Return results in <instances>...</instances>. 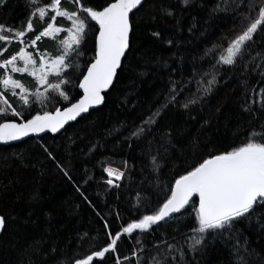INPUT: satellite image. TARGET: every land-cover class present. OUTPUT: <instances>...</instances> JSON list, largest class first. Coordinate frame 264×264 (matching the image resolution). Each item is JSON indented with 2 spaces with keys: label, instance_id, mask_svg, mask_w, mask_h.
I'll list each match as a JSON object with an SVG mask.
<instances>
[{
  "label": "trees",
  "instance_id": "obj_1",
  "mask_svg": "<svg viewBox=\"0 0 264 264\" xmlns=\"http://www.w3.org/2000/svg\"><path fill=\"white\" fill-rule=\"evenodd\" d=\"M91 2L102 4L103 0ZM216 3L217 0H191L184 6L181 0H145L131 15L132 47L113 85L104 94L103 105L58 135L47 134L0 147V216L6 221L0 234V264H53L63 253L87 251V245L77 249L78 234L97 237V249L105 246L108 243L106 220L114 235L133 218H138L134 206H139L140 215L151 214L170 195V186L186 169L206 158L210 151L215 154L240 144L249 132L264 125V110H260L259 105L253 109L255 115L242 108L246 101L241 80H248L250 86L257 85L259 75L248 72L242 76L239 68L216 65L219 51L212 56L205 55L209 49L222 50L228 40L242 30L240 13L210 14L209 9ZM251 3L255 6L251 15L255 17L264 0H251ZM161 7L173 9L174 16L162 15ZM248 11L247 6L241 9L242 13ZM26 17L25 0H7L0 6V23L19 26ZM58 23L67 25L63 20ZM243 23L246 25L247 21ZM43 26L37 20L35 32L28 33L25 43ZM94 31L95 26L80 49L83 55L73 57V64L80 67H74L67 74L75 85L67 88L73 101L81 95L78 78L94 55ZM153 32H159L160 38L152 36ZM169 39L173 40L171 46L166 43ZM256 40L257 49H264V33L257 35ZM55 42L42 38L37 47L51 53ZM18 48L19 44L13 42L4 58ZM213 74L219 83L211 94L203 96L198 91L203 85L198 82L206 84ZM17 77L25 83H33L26 74ZM170 80L181 82L184 92L177 105L163 113L153 131L171 130V144L167 145L165 153L156 135L149 152L148 141L153 139L152 135L140 139L129 137L145 117L164 103V96L172 86ZM259 87H264V81L257 85V90ZM6 98L18 111L23 110L27 118L67 105L59 97H53L46 104L33 99L29 109L10 93ZM188 99H198V102L184 110L180 103ZM7 118L18 121V118ZM48 152L55 156V162ZM157 154L160 167L154 171L151 157ZM107 166L124 170L123 178L114 184L119 187L107 185L108 176L104 171ZM61 167L67 169L68 176ZM195 206H198L197 196L186 210L154 228L152 233L142 234L137 230L131 237L124 235L118 243L119 254H130L137 238L149 249L161 239L162 233L179 240L193 225ZM117 213L122 219H116ZM237 227L251 240V247L264 256V236L257 232L259 225L253 221L251 226L242 222ZM54 245L57 252L50 255ZM193 256V264H230L232 259L230 245L219 238L212 241L211 236L203 254H190L188 259L192 260ZM95 264H115L114 254H106Z\"/></svg>",
  "mask_w": 264,
  "mask_h": 264
},
{
  "label": "snow or ice",
  "instance_id": "obj_2",
  "mask_svg": "<svg viewBox=\"0 0 264 264\" xmlns=\"http://www.w3.org/2000/svg\"><path fill=\"white\" fill-rule=\"evenodd\" d=\"M6 2L7 0H0V6ZM144 3L145 0H103L102 4L92 3L91 0H25V21L19 26L0 23V70H3L0 74V143L17 141L30 134L45 131L59 133L68 122L76 121L93 106L102 105L105 101L103 93L113 85L114 78L123 67L124 59L132 47L131 33L134 29L130 14H134ZM181 3L188 6L191 0H181ZM245 6L249 11L242 13L241 9ZM254 7L251 0H248L247 5L245 0H217L209 9L210 14L240 13L242 30L228 40L227 46L222 50L209 49L205 55L212 56L219 51V55L215 57L216 65L239 68L242 76L248 72L257 73L260 77L257 81L259 85L264 81V49H257L256 36L264 33V4L258 7L255 17L251 15ZM160 12L168 17L175 14L170 7H161ZM152 19L154 21L155 17ZM37 20L44 25L42 30L30 42L25 43L28 33L35 32ZM59 20L67 21V25L58 23ZM244 21H247L246 25ZM94 26V55L87 64L86 71H82L78 78V88L82 94L73 102L67 88L75 85L67 78V74L74 67H80L79 64H73V57L83 55L80 49L87 42ZM151 35L159 39L161 34L153 32ZM42 38L58 41L57 54L39 50L37 42ZM13 42L19 44L18 50L4 58L8 46ZM166 43L171 46L173 40L169 39ZM17 73L32 77L35 81L34 89L15 78L14 74ZM169 83L172 86L164 96V103L145 117L129 137L140 139L152 135L153 139L148 141L149 152L156 135H159L165 153L168 151L167 145L171 144V130L162 133L153 131L163 113L169 107H175L184 92L181 82L170 80ZM198 83L203 85L198 91L206 96L213 92L219 82L213 74L206 84L202 81ZM240 84L246 101L242 105L243 110L252 115H255L253 109L256 105L264 110V87L257 90V85L250 86L246 79L241 80ZM9 93L29 109L33 98L36 103L46 104L53 97H59L67 102V106L56 107L54 112H37L27 118L23 110L18 111L6 98ZM197 102L198 99H188L180 103V107L189 110ZM7 117L18 118V122L17 119ZM48 156L56 161L52 153L48 152ZM151 162L153 170H158L159 154L152 156ZM56 163L60 167L59 162ZM61 171L65 176L69 175L67 169L61 167ZM104 171L109 176L107 185L119 187L114 185L112 177L120 180L123 172L110 167H106ZM77 191L80 189L77 188ZM169 191L170 195L151 214L140 215L139 206H134L138 218H133L114 235L106 220L104 228L108 230V243L105 246L97 249V237L89 236L88 233L78 234L75 242L77 249H84L87 245L88 250L79 254L77 250H73L71 254L63 253L53 264H95L96 260L102 261L106 254H114L115 264H193L195 257L189 260V255L198 252L203 254L210 236L212 241L219 238L230 245V264H254L256 260L264 264V256L251 247V240L237 227L242 222L251 226L255 221L259 225L257 232L264 236V125L259 130L253 129L244 141L230 149L216 151L215 154L210 151L206 158L175 179ZM196 196L199 202L193 208V225L187 233L181 234L179 240L175 236L168 238L167 233H162L161 239L149 249L137 238L130 254H119L118 243L124 235L131 237L137 230L142 234L152 233L154 228H159L162 223L173 219L175 214L186 210V206ZM257 209L261 211L257 212ZM116 219H122L119 213ZM5 223V217L0 216V229L4 228ZM153 251L156 255H150ZM56 252L54 245L49 254L55 255Z\"/></svg>",
  "mask_w": 264,
  "mask_h": 264
},
{
  "label": "water",
  "instance_id": "obj_3",
  "mask_svg": "<svg viewBox=\"0 0 264 264\" xmlns=\"http://www.w3.org/2000/svg\"><path fill=\"white\" fill-rule=\"evenodd\" d=\"M130 15H132V14H130ZM114 80H115V78H114ZM107 91H108V90H107ZM107 91H106V92H107ZM106 92H105V93H106ZM80 93L82 94L81 91H80ZM105 93H103V95H104ZM73 102H74V101H73ZM102 105H103V104H102ZM102 105L93 106L92 108L89 109V112L92 111V110H95V109H97V108H99V107H101ZM66 106H67V105H66ZM89 112H88V113H89ZM88 113H83V114H81V116L78 117L77 120H78L79 118H81V117L87 115ZM77 120H76V121H77ZM76 121H70V122H68V123L65 125L64 129H62L59 133H51V132L45 131V132H43V133H39V134H30L29 136H27V137H22L20 140H17V141H10V142H7V143H0V147H1V146H9V145L17 144V143H20V142L25 141V140H27V139H30V138H40V137L45 136V135H47V134L52 135V136H53V135H58V134H60L61 132H63L67 126H69L70 124H72V123H74V122H76ZM17 122H18V121H17ZM197 197H198V196H197ZM198 202H199V200H198ZM1 231H2V229H0V234H1Z\"/></svg>",
  "mask_w": 264,
  "mask_h": 264
},
{
  "label": "rangeland",
  "instance_id": "obj_4",
  "mask_svg": "<svg viewBox=\"0 0 264 264\" xmlns=\"http://www.w3.org/2000/svg\"><path fill=\"white\" fill-rule=\"evenodd\" d=\"M61 38H62V36H61ZM57 47H58V41H56L55 42V44L53 45V50H52V54H57ZM29 50H31V49H29ZM22 66V65H21ZM15 75V78H17L18 79V75H22V74H19V73H17V74H14ZM27 75V74H26ZM32 78V77H31ZM32 80H33V78H32ZM23 82V81H22ZM27 87H29V88H32V89H34V85H35V81L33 80V83L32 82H30V83H25V82H23ZM34 99V98H33ZM107 167H110V168H113V169H118L119 171H121V172H123V174H124V170L121 168H117V167H113V166H107ZM106 174H107V172H106ZM107 176H108V174H107ZM122 178H123V176H122ZM121 178V179H122ZM108 179H109V176H108ZM112 179L114 180V184L116 183V182H119L120 180H115V177H112Z\"/></svg>",
  "mask_w": 264,
  "mask_h": 264
}]
</instances>
